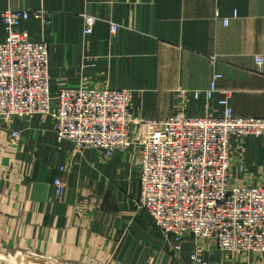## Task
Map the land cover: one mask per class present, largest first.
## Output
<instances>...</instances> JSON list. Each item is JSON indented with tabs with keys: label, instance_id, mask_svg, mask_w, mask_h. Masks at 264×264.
Here are the masks:
<instances>
[{
	"label": "crops",
	"instance_id": "1",
	"mask_svg": "<svg viewBox=\"0 0 264 264\" xmlns=\"http://www.w3.org/2000/svg\"><path fill=\"white\" fill-rule=\"evenodd\" d=\"M12 9L29 10L24 28L48 43L54 94L68 86L131 89L133 113L160 121L185 89L190 116L221 115L228 95L235 115L264 117V64L254 60L264 56V0H0V42L2 13ZM86 15L98 18L89 36ZM215 73L223 76L207 100ZM232 153L237 182L264 183V137L235 139ZM140 173L134 146L111 156L78 150L58 138L49 116L0 118V242L68 264H192L196 243L208 264H264V253L224 252L192 237L176 253L137 203ZM56 177L67 186L62 198Z\"/></svg>",
	"mask_w": 264,
	"mask_h": 264
},
{
	"label": "built area",
	"instance_id": "2",
	"mask_svg": "<svg viewBox=\"0 0 264 264\" xmlns=\"http://www.w3.org/2000/svg\"><path fill=\"white\" fill-rule=\"evenodd\" d=\"M29 15L27 9L2 13L7 37L0 42V118L49 116L58 138L70 140L78 150L95 148L111 156L137 148L141 169L137 203L176 253L182 252L189 237L214 240L224 252L264 253V183L237 182L232 174L233 140L242 145L247 137H264V117L235 115L228 95L220 100L221 115L190 116L185 112L190 92L185 89L179 92V108L160 121L133 113L131 89L68 86L54 94L48 43L30 37L24 28ZM97 20L85 16V35L93 33ZM117 29L112 24V31ZM254 60L257 66L264 64V56ZM222 76L213 75L204 90L207 100ZM192 94L198 99L201 91ZM235 166L242 174L247 171L243 162ZM53 185L62 198L65 182L56 177ZM190 259L192 264L209 263L199 243Z\"/></svg>",
	"mask_w": 264,
	"mask_h": 264
},
{
	"label": "rangeland",
	"instance_id": "3",
	"mask_svg": "<svg viewBox=\"0 0 264 264\" xmlns=\"http://www.w3.org/2000/svg\"><path fill=\"white\" fill-rule=\"evenodd\" d=\"M2 243L0 242V264H68L52 258L34 257L32 253H25L17 249H8ZM17 253L22 256L17 258Z\"/></svg>",
	"mask_w": 264,
	"mask_h": 264
}]
</instances>
